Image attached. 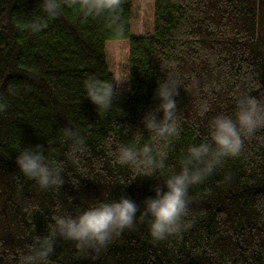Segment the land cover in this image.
Segmentation results:
<instances>
[{
	"label": "trees",
	"instance_id": "obj_1",
	"mask_svg": "<svg viewBox=\"0 0 264 264\" xmlns=\"http://www.w3.org/2000/svg\"><path fill=\"white\" fill-rule=\"evenodd\" d=\"M61 2L62 13L33 34L24 24L40 15V0H0V264H18L59 214L126 196L139 216L190 146L209 143L214 159L215 116H234L244 96L264 103V0H154L152 35L132 39L133 0H121L119 33L105 17L83 19ZM114 41H129L127 93H118L107 68L104 47ZM90 76L113 83L110 111L84 95ZM167 78L179 85L177 134L159 137L144 117L162 118L156 89ZM67 126L86 145L71 158L60 131ZM242 140L238 155L189 187L180 233L153 242L138 221L103 247L58 238L50 264H264V127ZM37 144L63 161L61 190L20 175L18 152ZM146 144L157 161L163 154L153 177H139L142 162L118 163L121 146Z\"/></svg>",
	"mask_w": 264,
	"mask_h": 264
},
{
	"label": "clouds",
	"instance_id": "obj_2",
	"mask_svg": "<svg viewBox=\"0 0 264 264\" xmlns=\"http://www.w3.org/2000/svg\"><path fill=\"white\" fill-rule=\"evenodd\" d=\"M69 7L79 10L83 19L105 17L108 26L114 32H121L117 10L121 0H65ZM40 15L25 22L24 27L33 34H38L47 27V22L62 13L61 0H40ZM178 84L166 79L159 83L156 97L159 99L156 112H162L157 120L154 113L144 117L145 128L159 137L177 134L176 113ZM84 95L99 111H110L114 96V86L105 80L88 77L83 82ZM6 105L0 103V111ZM264 127V103L256 96L240 98L236 111L232 115H217L210 121V136L215 145L214 159H207L212 146L207 143L192 145L181 161L180 170L164 181L166 190L160 186L154 189V197L144 201L143 211L137 216L139 206L126 196L118 200L99 201L84 208L77 214H59L48 233L37 237L30 252L19 256L18 264H50L49 257L54 251L58 238L77 242L79 246H105L113 235L126 229H132L139 222H147L148 233L153 242L163 241L171 235L180 233L186 225L183 217L187 212L189 187L200 183L213 171V167L222 158L236 156L242 147V137L250 136L257 129ZM61 134L69 144L67 155L71 158L85 150L84 138L73 128H61ZM117 161L121 165L142 162L146 172L139 177H153L157 168L163 166V154L157 161L152 155V148L144 145L138 150L134 145H123L118 150ZM20 175L34 181L42 190H61L64 184L62 173L65 172L63 161L50 158L41 145L22 147L15 159ZM196 165H203L196 167ZM138 177V176H137ZM73 183V182H72ZM78 183V181H77ZM77 183H73L76 185ZM71 199V198H69Z\"/></svg>",
	"mask_w": 264,
	"mask_h": 264
},
{
	"label": "rangeland",
	"instance_id": "obj_3",
	"mask_svg": "<svg viewBox=\"0 0 264 264\" xmlns=\"http://www.w3.org/2000/svg\"><path fill=\"white\" fill-rule=\"evenodd\" d=\"M154 0H133L130 38L151 36L153 33ZM109 73L113 76L119 94L128 90L129 41L108 42L104 47Z\"/></svg>",
	"mask_w": 264,
	"mask_h": 264
}]
</instances>
